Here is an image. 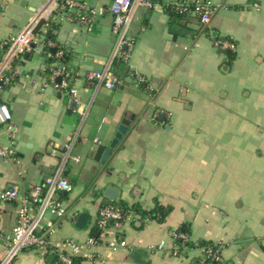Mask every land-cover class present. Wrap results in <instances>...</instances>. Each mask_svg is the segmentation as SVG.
Instances as JSON below:
<instances>
[{
  "label": "crops",
  "instance_id": "obj_1",
  "mask_svg": "<svg viewBox=\"0 0 264 264\" xmlns=\"http://www.w3.org/2000/svg\"><path fill=\"white\" fill-rule=\"evenodd\" d=\"M48 1L0 0V101L12 115L0 122V146L15 149L14 161L0 157V190L42 182L71 144L64 176L72 190L58 195L69 212L54 239H87L104 202L172 208L162 222L131 212L121 233L79 264H204L198 249L172 254L175 231L193 242L221 243L228 264H264V0H211L217 8L206 30L197 16L172 12L184 0L137 7L128 30L134 47L116 67V89L87 80L113 52V0H81L84 20L54 13L78 103L56 87L60 80L52 82L43 30L31 52L3 67L10 40ZM214 37L237 44L235 59L217 49ZM137 76L145 82L138 85ZM125 118L127 133L99 163L93 146L108 147ZM108 187L116 189L115 200L105 195ZM17 208V201H0V249L18 222ZM83 212L90 219L81 229ZM120 237L128 246L118 245ZM161 242L165 248H148ZM50 255L28 248L13 264H64Z\"/></svg>",
  "mask_w": 264,
  "mask_h": 264
},
{
  "label": "built area",
  "instance_id": "obj_2",
  "mask_svg": "<svg viewBox=\"0 0 264 264\" xmlns=\"http://www.w3.org/2000/svg\"><path fill=\"white\" fill-rule=\"evenodd\" d=\"M153 6L151 0H113L109 7L113 15V32L116 36L113 52L103 70H91L87 73L89 83L96 87L117 88L119 77L116 74V61L122 60L123 63H127L130 51L134 47V39L128 35L134 11L137 7L152 8ZM216 8L211 0H184L174 5V9L180 13L197 16L204 30L209 26ZM86 9L85 3L81 0H49L39 9L34 18L10 40L6 48L3 67H10L16 58L33 50L34 44L39 39L36 28L40 21H46L41 27L45 34L48 22L53 19L54 13L61 11V14H69L67 19L75 15L84 20L88 17V14H85ZM42 37L45 38V36ZM214 41L219 50L236 51L237 49V44L231 39L219 38ZM47 44L53 45L51 41ZM62 55L63 51H59L52 64V82L60 78L56 87L67 91L71 100L78 103V91L72 85L73 71L59 59ZM136 82L140 85L145 82V79L137 76ZM77 111L83 114L80 108ZM11 118L9 106L0 101V122L8 124ZM11 129L12 127L8 126V130L11 131ZM48 149L53 154L57 152L53 143L49 144ZM66 149L56 171L42 182L35 183L27 190H22L18 185L0 190V201L18 202V222L8 237L6 246L0 249V264H13L20 252L28 248H34L43 254H53L64 264H72L74 257L92 259L96 253L95 248L105 243L110 235L121 233L127 215L122 208L116 205H105L100 207L97 217L92 220L91 235L87 239L81 241L75 238L58 240L53 238L58 228V221L65 218L69 212L58 196L60 191L72 190L70 181L64 176L71 144H66ZM0 157L14 161V147L0 146ZM74 160L79 161V157H74ZM172 235L175 241L172 249L174 256L184 255L189 250L198 249L204 258V264H228L223 257L221 243L193 242L186 232L181 231H175ZM118 245L126 247L128 243L120 237ZM165 247V242H161L157 247L152 245L148 248L155 250Z\"/></svg>",
  "mask_w": 264,
  "mask_h": 264
},
{
  "label": "trees",
  "instance_id": "obj_3",
  "mask_svg": "<svg viewBox=\"0 0 264 264\" xmlns=\"http://www.w3.org/2000/svg\"><path fill=\"white\" fill-rule=\"evenodd\" d=\"M175 16L177 17H184L186 14L180 13L179 11L173 10L172 11ZM46 23L45 20L40 21V23L38 24L37 28H36V32L40 33L41 31V27ZM59 28V24L49 21L48 22V28L45 32V41L46 43L48 41H51L53 43V45H47L46 46V52L49 55V62L53 63L56 60V54L59 51H63V55L59 58L62 62H66L67 60V53L65 51V47L58 44L56 41V34L54 33L57 29ZM215 39H219L220 37H214ZM224 39H228V38H224ZM226 55L228 56V60L232 61L233 59H235L236 57V53L235 51H232L230 49H225L223 50ZM117 65L123 64L122 60H117L116 61ZM49 73L51 74L52 69H48ZM105 205H116L120 208H122L125 212V214L128 216L131 212L137 213L139 214L141 217H147V218H151V219H155L158 220L159 222L164 221L165 217L170 213V211L172 210V208L170 206H164L161 205L159 203L156 204L155 208L152 210H147L145 208H143L140 204H134V205H129L125 202H104L102 203V206ZM49 261L50 262H56L58 259L55 255H50L48 256ZM83 260L82 257H74L73 258V263L72 264H79V262H81ZM59 261V260H58ZM61 263V262H60Z\"/></svg>",
  "mask_w": 264,
  "mask_h": 264
},
{
  "label": "water",
  "instance_id": "obj_4",
  "mask_svg": "<svg viewBox=\"0 0 264 264\" xmlns=\"http://www.w3.org/2000/svg\"><path fill=\"white\" fill-rule=\"evenodd\" d=\"M216 35L217 33L214 32V36ZM58 80H60V78H58ZM164 116L165 115H161L160 118L163 120ZM129 124H130V120L127 118L121 121L117 129V132L115 133V136L108 147L104 145H100V144H95L93 146L91 155L94 157L96 161L102 164H104L107 161V159L111 156L113 150L118 146L120 141L123 139V137L127 133ZM105 195L108 196L110 199L115 200L117 198V191L113 187H108L106 189ZM89 219H90V214L88 212L81 213L77 219L76 226L81 229L85 228ZM194 264H199V263H194Z\"/></svg>",
  "mask_w": 264,
  "mask_h": 264
}]
</instances>
